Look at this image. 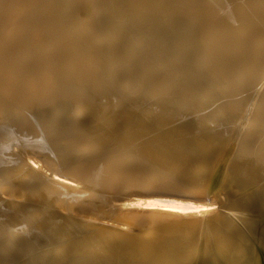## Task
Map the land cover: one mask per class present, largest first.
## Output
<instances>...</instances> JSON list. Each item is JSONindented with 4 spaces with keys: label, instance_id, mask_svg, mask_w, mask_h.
<instances>
[{
    "label": "bare ground",
    "instance_id": "1",
    "mask_svg": "<svg viewBox=\"0 0 264 264\" xmlns=\"http://www.w3.org/2000/svg\"><path fill=\"white\" fill-rule=\"evenodd\" d=\"M184 1L0 0V264H264V74L216 103Z\"/></svg>",
    "mask_w": 264,
    "mask_h": 264
},
{
    "label": "rangeland",
    "instance_id": "2",
    "mask_svg": "<svg viewBox=\"0 0 264 264\" xmlns=\"http://www.w3.org/2000/svg\"><path fill=\"white\" fill-rule=\"evenodd\" d=\"M78 2H77V5H78V7H79V9H82L83 7H84V5H86V3H87V0H77ZM89 1V6L88 7H90V10H89V8H88V10L90 11V17H89V11H87L86 13H85V17L82 19V20H84V19H87V18H89L88 20L89 21H93L95 18H96V13L97 12H102V13H105V10L99 5V3H98V0H88ZM208 1H210L209 3H208ZM245 1V2H244ZM251 1H253V0H225V4L226 5H224L223 3L224 2H222V4L223 5H221V3L218 1V0H188L187 2L186 1H184V3H186V4H184V6L185 7H183V5H175L174 6V8H176V10H178V13H180L179 15L181 16V13H184L181 17L179 16V15H177L176 14V12H175V15H177L178 17V20H183V19H185L184 21H188L189 23H188V27H190V25L192 24H199V25H197L198 26V29H197V31L195 32H193L194 33V46H195V48H196V50L198 51L199 49L202 51V56L201 57H199V58H201L202 60H200V59H198L197 61L199 62H197L196 64L200 67V65H201V72H203L202 73V76H205V77H207L208 78V75L210 76V78L212 79V81L214 82V85H216L217 87H218V91L221 93V94H225V95H227L226 97H223V98H219L217 101H216V103H221V102H223V101H229V100H236V101H244L245 100V98H246V96L247 95H249L252 91H253V85L256 83V81L258 80V79H260V77L261 76H259L258 77V74H260V75H263L264 74V67H262L261 68V70L257 73V61H259V62H261L260 61V58H255V56L256 55H254L253 56V58H252V54H251V45H252V43H251V41L250 40H254L255 42H257V43H260V44H258V45H264V38L262 37V36H260L259 37V35L261 34V32L264 30V14H261V12H259V11H257L253 6L254 5H252V2ZM190 2V3H189ZM227 2V3H226ZM228 2H232V4H237V5H228ZM246 2H248V3H246ZM196 3V4H195ZM192 4V5H191ZM194 4V5H193ZM191 5V6H190ZM208 6V8H207V6ZM176 6H178V7H176ZM205 6V7H204ZM188 7H190L191 9H193V12H192V10H191V12L192 13H190V8L188 9ZM196 7V8H195ZM211 8V10H209L210 8ZM219 7V8H218ZM242 7V8H241ZM244 7H245V9H244ZM180 8V9H179ZM198 8H200L201 9V11L204 9V11H202V12H199V10L200 9H198ZM183 9V10H182ZM186 9H188V11L189 12H187V10ZM196 9H198V11L196 10ZM205 9H207L206 11H205ZM218 9H219V11H218ZM222 9V10H221ZM226 9V10H225ZM238 9V10H237ZM243 9L245 10V11H243ZM248 9V10H247ZM180 10H182V11H180ZM220 10L222 11V12H220ZM224 10V11H223ZM180 11V12H179ZM214 11V12H213ZM186 12V13H185ZM210 12H212V13H210ZM259 12V13H258ZM222 13V14H221ZM244 13H248V14H244ZM263 13V12H262ZM185 14H188V15H185ZM190 14V15H189ZM195 14H197V15H195ZM216 14V15H215ZM221 14V15H220ZM227 14V15H226ZM252 14H254L253 16H252ZM258 14V15H257ZM263 15V17L261 16V15ZM161 15V14H160ZM159 15V16H160ZM185 15V16H184ZM202 15V16H201ZM203 15H205V16H203ZM212 15V16H211ZM223 15H225V16H223ZM229 15H230V17H229ZM256 15V16H255ZM187 16V17H186ZM190 16V18H188ZM199 16V17H198ZM247 17V19H246V17ZM250 16V17H249ZM162 17V16H161ZM180 17V18H179ZM195 17V18H194ZM201 17H203V18H201ZM214 17V18H213ZM220 17V18H219ZM222 17V18H221ZM183 18V19H182ZM251 18V20L250 21H252V22H250L248 19H250ZM194 19H196V20H194ZM205 19V20H204ZM247 20V21H246ZM195 21H197V22H195ZM201 21V22H200ZM211 21V22H210ZM241 21V22H240ZM245 22H247V23H245ZM207 23V24H206ZM263 23V24H262ZM211 24V25H210ZM258 24V26H256ZM191 25V28L193 29V26ZM201 25H202V27H201ZM206 25V26H205ZM252 25V26H251ZM196 26V27H197ZM200 27L202 28V29H200ZM258 27V28H257ZM262 27V30L260 29ZM215 28V29H214ZM226 28V29H225ZM248 28V29H247ZM222 29V30H221ZM241 29V30H240ZM261 30V32H260V30ZM205 30V32H203V31ZM200 33H199V32ZM256 31V32H255ZM203 33H205V34H203ZM250 33V34H249ZM257 33V34H256ZM213 34V35H212ZM226 34V35H225ZM237 34V35H236ZM201 35V36H200ZM208 35V36H207ZM243 35V36H242ZM248 35V36H247ZM211 36V37H210ZM214 36V37H213ZM220 36V37H219ZM231 36V37H230ZM234 36V37H233ZM235 36H238V37H235ZM256 36V37H255ZM243 37V38H242ZM213 38V39H212ZM217 38V39H216ZM231 38V39H230ZM242 38V39H241ZM256 38H258V39H256ZM201 39H204L203 41L201 40ZM208 39V40H207ZM233 39V40H232ZM196 40V41H195ZM231 40V41H230ZM238 40V41H237ZM247 40V41H246ZM213 41V42H212ZM234 41V42H233ZM239 41H240V44H239ZM202 42H205V43H202ZM210 44H209V43ZM235 42H236V45H233V44H235ZM247 42V43H246ZM219 43V44H218ZM216 44V45H215ZM232 44V45H231ZM238 44V45H237ZM204 45H205V47H204ZM209 45V46H208ZM214 45V46H213ZM219 45V46H218ZM206 46H207V48H206ZM213 46V47H212ZM222 46H224V47H222ZM235 46H239V49H238V47H235ZM202 47V48H201ZM222 47V48H221ZM199 48V49H198ZM210 48V49H209ZM237 48V49H236ZM246 48V49H245ZM218 49V50H217ZM222 49V50H221ZM228 49V50H227ZM230 49V50H229ZM206 50V51H205ZM215 50V51H214ZM221 50V51H220ZM204 51V52H203ZM210 51V52H209ZM217 51V52H216ZM245 53H244V52ZM206 52V53H205ZM215 52H216V54H215ZM218 52H219V54H218ZM233 52V53H232ZM213 56L212 58H210V56ZM217 55V56H216ZM219 55H221V56H219ZM241 55V56H240ZM244 55V56H243ZM222 56H224L225 57V59H227V60H223V58H222ZM203 57V58H202ZM205 57V58H204ZM220 57V58H219ZM261 57H263V56H261ZM210 59V61H208L207 62V60L208 59ZM213 58H214V60H213ZM232 58H233V60H232ZM249 58H250V60H249ZM207 59V60H206ZM218 61H217V60ZM229 59V60H228ZM253 59V60H252ZM219 60H221L220 62H219ZM248 60V62H250V63H248V62H246ZM257 60V61H256ZM202 61V62H201ZM212 61H213V63H212ZM225 61V62H224ZM228 61V62H227ZM239 61H241L240 63H239ZM253 61V62H252ZM209 62H211V63H209ZM219 62V63H218ZM226 62H227V65H226ZM232 62H233V64L235 65H233L232 64ZM237 62V63H236ZM242 62H243V64H242ZM217 63V64H216ZM232 64V65H230V64ZM239 63V64H238ZM255 63H256V65H255ZM211 65L212 64V67H210L209 65ZM213 64H214V66H216V67H214L213 68ZM219 64L221 65V66H219ZM241 64V65H240ZM245 64V65H244ZM250 64H253V65H250ZM205 65V66H204ZM207 65V66H206ZM239 65V66H238ZM243 65H244V67H243ZM247 65H249L248 67H249V69H248V67H247ZM226 66V67H225ZM232 66V67H231ZM204 67V68H203ZM221 67V68H220ZM225 67V68H224ZM230 67V68H229ZM218 70H217V69ZM245 68V69H244ZM246 68H247V70H246ZM204 69H206V70H204ZM209 70V72H208V70ZM232 69V70H231ZM216 70V71H215ZM221 70H223V73H221ZM249 70V71H248ZM253 70V71H252ZM213 71V72H212ZM219 72V73H216L215 74V72ZM205 72V73H204ZM211 72V73H210ZM238 72H239V74H238ZM246 72H248V73H246ZM209 73V74H208ZM213 73L215 74V75H213ZM229 73V74H228ZM243 73V74H242ZM251 75H250V74ZM211 74V75H210ZM226 74V75H225ZM237 75V76H236ZM246 75V76H245ZM215 76H217V77H215ZM254 76V77H253ZM213 77V78H212ZM221 78V79H220ZM225 79H226V81H225ZM252 79V80H251ZM223 80V81H222ZM228 80V81H227ZM161 82H164V81H161ZM160 82V83H161ZM222 86H225V89H224V87H222ZM232 87H235V88H233V89H231ZM246 87V88H245ZM230 89H231V91H230ZM225 90H227V91H225ZM224 91V92H223ZM248 91V92H247ZM234 95V96H233ZM221 97V96H220ZM240 98V99H239ZM85 103V101H83L82 102V104H84ZM237 104V103H236ZM5 106H6V104L5 103H0V121H3V109L5 108ZM247 106H246V104H244V103H242V104H239V106H238V108H237V110L236 111H238V112H242L245 108H246ZM229 116H231L232 118H234V116H235V114H230ZM230 117V118H231ZM23 119H25V120H28L29 121V124L31 125V123L32 122H34L33 121V119H32V116H30V115H27L26 117H24L23 116ZM19 146H21V148L22 147H26L25 145H24V143L22 144V142H19V143H17V144H15L14 145V147H16V148H19ZM26 150H27V148H26ZM45 152V151H44ZM36 163V162H35ZM34 163V164H35ZM38 164L40 165L41 163L40 162H37L35 165H37L38 166ZM67 182V181H66ZM262 182L264 183V179L262 180ZM68 183H70V184H73V183H75V181H73V182H70V181H68ZM76 184V183H75ZM74 185V184H73ZM1 187V186H0ZM3 189H6V188H3ZM83 189V190H82ZM81 190V192L84 194V196H85V199H83L81 202H79V203H76L74 206H72L73 207V209H74V207L76 208V209H74L75 210V213L73 212L74 210H72V208H71V213L72 214H74V216L73 217H76V218H73L72 217V219H73V221H77V223H81V225L82 224H84V225H82V226H87V222H86V220L84 221V220H81V219H84V218H87L86 217V209L85 210H82V207H84L85 208V206H86V208L87 207H94V205H96L97 203L99 204V202L101 201V199H103V197L105 198H107V199H109L108 198V196L109 197H111V193H107V194H103V193H101L100 191H97L96 189H94V188H92V187H83ZM120 190L121 189H116V190H114V191H116V192H120ZM114 191H112V194L113 195H116V194H118V193H116V192H114ZM116 193V194H114V193ZM104 195V196H103ZM100 196H103L101 199H100V201L98 200V198H100ZM106 198H105V200H106ZM234 198H236L235 196H233V198H231V199H234ZM94 200H96V201H98V202H96V201H94ZM87 201V202H86ZM90 202V203H89ZM91 202H92V204H91ZM102 203H104V205L107 207V209H106V207L103 205V207H101V211H100V216L99 217H101V218H97V219H101V220H99V221H101L100 223H102V222H105V223H107L108 225L109 224H113L114 223V225H112L114 228H117V227H122L123 228V226H124V228H126V226L127 225H123V226H121L120 224H119V221L118 222H116L115 220H114V218H113V220H114V222H112L113 220H112V218L110 217V215H108V211H109V209H108V206L107 205H110V203L108 204V201H104V202H102ZM107 203V204H106ZM86 204V205H85ZM88 204H90V205H88ZM92 205V206H91ZM77 206H78V208H77ZM217 205H211V206H209V207H207L206 209H209V210H211V209H215L214 207H216ZM80 207H81V209H80ZM142 207H144V208H146L145 206H142ZM83 208V209H84ZM103 208H104V211L106 210V212H104V211H102L103 210ZM78 209H79V211H81V212H79V213H82V214H78V215H80L81 217H79L78 218V215L76 214V212L78 211ZM77 210V211H76ZM83 211H85V212H83ZM102 212L103 213H105V214H103V216H101L102 215ZM110 212V211H109ZM70 213V214H71ZM159 213V212H158ZM72 214H71V216H72ZM77 215V216H76ZM83 215H85V216H83ZM108 215V216H107ZM83 217V218H82ZM105 218V219H107L106 221H104L105 219H102V218ZM107 217V218H106ZM108 217H110V218H108ZM109 219V220H108ZM81 220V221H80ZM108 221V222H107ZM112 222V223H111ZM115 222H116V225H117V227H115L116 225H115ZM105 223H103V224H105ZM120 226H119V225ZM115 230H117V231H119L120 230V228L119 229H115Z\"/></svg>",
    "mask_w": 264,
    "mask_h": 264
}]
</instances>
